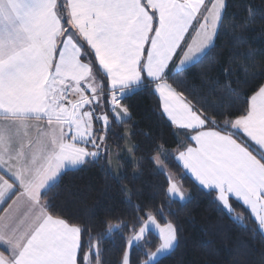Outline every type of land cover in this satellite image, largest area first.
Listing matches in <instances>:
<instances>
[{
  "label": "snow or ice",
  "instance_id": "6c2138e0",
  "mask_svg": "<svg viewBox=\"0 0 264 264\" xmlns=\"http://www.w3.org/2000/svg\"><path fill=\"white\" fill-rule=\"evenodd\" d=\"M231 7L229 0H0V264H101L105 234L82 229L58 190L68 173L98 168L132 203L137 193L124 183L120 157L143 159L128 126L137 92L156 96L161 118L191 142L173 150L162 135L143 132L157 171L177 159L218 209L247 227L233 206L241 204L264 233V62L260 80L244 70L251 95L242 102L230 82L220 102L193 103L182 90L224 36L239 50L252 31L264 33V8L254 0L239 16ZM118 125L122 148L112 144ZM166 181L163 202L135 205L134 222L105 220L107 233L124 238L121 264H133V248L142 250L134 264H163L179 248L169 217L174 204L187 207L194 197L170 173Z\"/></svg>",
  "mask_w": 264,
  "mask_h": 264
},
{
  "label": "trees",
  "instance_id": "16d2710c",
  "mask_svg": "<svg viewBox=\"0 0 264 264\" xmlns=\"http://www.w3.org/2000/svg\"><path fill=\"white\" fill-rule=\"evenodd\" d=\"M230 11L237 16L243 11L245 0H229ZM257 10L264 8V0H254ZM241 6V7H237ZM253 53L249 59L247 53ZM264 62V33L259 29L252 31L247 38V46L237 50L231 40L224 36L217 41V47L212 57L188 75V82L183 91L193 103L197 101L220 102L221 93L229 82L231 87L238 89L240 102L251 95V88L244 84V70L255 71L256 80H260V64ZM256 67L253 69V64ZM227 69L232 71L226 72ZM250 79V77H249ZM239 81V83L237 82ZM129 105L133 119L128 126L134 131L132 141L139 145L135 150L137 158L142 157L139 165H134L131 157L121 152L124 181L137 195L129 204L119 186L104 176L98 168L86 169L68 173L58 190V203L75 211L76 222L82 229H91L92 234L104 233L101 243V264H121L124 251V238L118 230L107 233L106 219L117 222L118 218L126 222H134L135 205H141L148 210L162 203L163 190L166 187V172H158L157 165L149 159L151 154L150 138L143 132H149L153 137L161 135L170 148L181 146V142L189 140L183 130L170 125L161 118L158 111L160 102L154 95L146 92L132 94ZM116 135L112 138L113 147L124 145L121 139L122 126H116ZM162 159H164L162 157ZM167 168L183 183L184 187L194 197L187 207L174 204L176 213L170 216L180 229V244L175 254L165 257L163 264H264V234L254 227V221L246 209L239 203H234L236 214L248 217L244 225L234 222L226 210L218 209L210 196L204 195L193 179L184 172L176 159H164ZM158 219H160L158 217ZM163 222V220H160ZM125 235H128L125 230ZM87 232H82V244L87 250ZM142 258V250L132 249L131 261Z\"/></svg>",
  "mask_w": 264,
  "mask_h": 264
},
{
  "label": "crops",
  "instance_id": "0c3cea01",
  "mask_svg": "<svg viewBox=\"0 0 264 264\" xmlns=\"http://www.w3.org/2000/svg\"><path fill=\"white\" fill-rule=\"evenodd\" d=\"M98 81H99V78H98ZM100 82H102V81H100ZM3 122H4V119H3V117L2 116H0V124H3ZM30 123H32L33 125H35L37 122L36 121H31ZM40 123H43V122H40ZM175 127V126H174ZM178 129V128H177ZM35 133L33 132V135H34ZM189 143H191L190 141L189 142H187V143H184V144H189ZM176 149V148H175ZM175 149H173V150H175ZM177 160V159H176ZM178 161V160H177ZM178 163L181 165V167H182V169L184 170V172L185 173H187L192 179H193V181L195 182V178H194V176H192V174L188 171V170H186V169H184L183 168V165H182V162H180V161H178ZM196 184H197V182H195ZM264 234V233H263ZM81 239H82V237H81Z\"/></svg>",
  "mask_w": 264,
  "mask_h": 264
},
{
  "label": "rangeland",
  "instance_id": "374dc122",
  "mask_svg": "<svg viewBox=\"0 0 264 264\" xmlns=\"http://www.w3.org/2000/svg\"><path fill=\"white\" fill-rule=\"evenodd\" d=\"M165 163V162H164ZM168 169V168H167ZM171 174V175H173L177 180H179L180 181V179L173 173V172H171L169 169H168V171L166 172V174L168 175V174ZM186 189V188H185ZM187 190V189H186ZM188 191V190H187ZM189 192V191H188ZM190 193V192H189ZM191 194V193H190ZM161 222V221H160ZM161 223H163V222H161ZM131 252H132V250H131ZM130 260H131V253H130Z\"/></svg>",
  "mask_w": 264,
  "mask_h": 264
}]
</instances>
